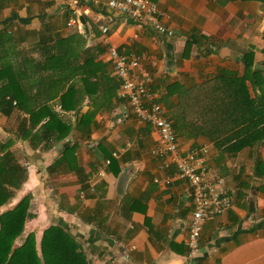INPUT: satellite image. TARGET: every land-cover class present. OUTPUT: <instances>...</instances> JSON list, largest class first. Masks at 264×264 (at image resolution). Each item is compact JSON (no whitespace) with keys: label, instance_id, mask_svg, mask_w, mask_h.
Segmentation results:
<instances>
[{"label":"crops","instance_id":"1","mask_svg":"<svg viewBox=\"0 0 264 264\" xmlns=\"http://www.w3.org/2000/svg\"><path fill=\"white\" fill-rule=\"evenodd\" d=\"M150 1L163 12L161 23L172 36L155 34L145 20L110 11L107 0H78L91 12L79 16L75 28L66 25V0H0V31L11 39L0 48V68L21 65L25 57L41 61L38 34L57 38L62 56L47 68L66 74L59 81L43 74L42 82H76L66 104L80 100L69 112L60 110L58 97L48 103L72 126L48 150L33 149L15 129L7 134L4 142L11 139L10 151L28 171L15 198H54L55 214L39 207L31 224L44 228L58 221L83 245L89 264L184 263L192 191L174 172L164 182L166 174L151 154L156 132L139 124L118 98L119 80L108 56L113 47L139 57L180 147L205 146L208 168L231 194L232 207L203 225L196 264H264V146L255 148L264 139V103L251 104L257 95L250 83L258 70L264 91V0ZM60 85L58 94H64L68 83L62 90ZM90 110L93 119L78 125ZM13 116L21 117L0 115V142ZM73 145L72 168L78 172L60 163L62 151Z\"/></svg>","mask_w":264,"mask_h":264},{"label":"trees","instance_id":"2","mask_svg":"<svg viewBox=\"0 0 264 264\" xmlns=\"http://www.w3.org/2000/svg\"><path fill=\"white\" fill-rule=\"evenodd\" d=\"M61 42L62 40L39 33L37 45L43 46L40 49L44 57L41 61L25 57L22 58L21 65L13 63V69L11 64L4 63L0 68V115L6 118L15 112L21 115L15 134L21 141H27L33 149L48 150L51 145L67 137L72 130L71 125L66 124L49 108L51 99L59 98V108L63 112L73 111L80 104L78 97L75 105L74 102L72 106L66 104L69 96L66 93L74 88L76 82H42L45 79L43 74H48L50 79H57L55 81L62 80L66 74V70L58 72L59 70L47 68V62L49 67H52L56 65L57 58L62 56L59 47L63 46ZM10 43L11 39L7 33L0 31V48L9 46ZM70 62L72 61L70 60L69 64ZM69 73L72 74L73 71L70 70ZM259 74L260 72L255 70L251 76L253 82L250 83L257 95L251 99L253 105L264 103V91L260 82H257ZM73 76L74 74L71 75ZM67 83L68 90L64 94H58L57 84H61L59 89L62 90ZM257 89L260 91L259 96L256 94ZM88 90L86 89V93L90 95ZM42 110L44 113L40 114ZM92 119L93 110H90L81 116L78 125L82 126ZM10 140L0 144V209L6 207V210L0 213V264H88L87 254L81 244L60 225L47 227L38 246L31 233L20 245H15V240L23 232L25 221L34 216L28 212L30 194L12 204L15 193L27 181L28 171L10 151ZM258 146H264V139L255 142V148ZM75 151L76 145L65 148L61 153L60 163H65L69 171L78 172L79 168H72L76 158ZM255 161L258 169L261 162L257 156Z\"/></svg>","mask_w":264,"mask_h":264},{"label":"built area","instance_id":"3","mask_svg":"<svg viewBox=\"0 0 264 264\" xmlns=\"http://www.w3.org/2000/svg\"><path fill=\"white\" fill-rule=\"evenodd\" d=\"M68 10L67 27L78 26V17L91 12L89 6L80 8L78 0H66ZM106 7L113 12L138 21H146L149 28L160 36L170 37L173 31L166 28L161 20L163 12L150 0H107ZM106 34L107 28L101 27ZM113 73L119 80L118 98L125 102L128 111L139 124L149 125L157 134V144L151 151L159 160L158 169L168 172L188 183L192 191L193 210L188 225L186 239L187 252L183 264H196L199 252V239L203 225L228 211L232 207V197L221 176L213 173L207 166V148L183 150L178 141L165 109L156 101L151 88L150 77L141 70L140 59L133 53L122 54L115 48L108 50ZM113 153L112 157H116ZM110 160L105 164L109 165ZM158 181V180H156Z\"/></svg>","mask_w":264,"mask_h":264},{"label":"rangeland","instance_id":"4","mask_svg":"<svg viewBox=\"0 0 264 264\" xmlns=\"http://www.w3.org/2000/svg\"><path fill=\"white\" fill-rule=\"evenodd\" d=\"M10 120V121H9ZM17 120V121H19V118L17 119L16 118V116H13L12 117V119L10 118V119H7L6 120V122H5V125L7 126V129L6 130H4L2 133H3V141L2 142H4L5 141V138H7L8 137V133H11V134H13V132H14V129L16 128V126H15V121ZM260 140H262V139H260ZM2 142H0V144H2ZM17 157V156H16ZM21 158V156H19V159ZM17 159V158H16ZM25 162V161H24ZM22 190V187L19 189V190H17V192L15 193V196H14V198L15 197H18V195L22 192L21 191ZM25 192L26 191H24V194H25ZM24 196H26V195H24ZM24 196H22V197H19V198H13L14 199V201H16V203L21 199V198H23ZM51 199H53V200H51ZM50 200H47V198H46V196H44V195H42V196H40V199L38 200V199H36V197H33L32 195H31V198H30V208H29V210H28V212L29 213H31L34 217H36L35 215H37V213H39L38 212V208L39 207H43V209L45 208L46 209V211H47V213H52V214H55V212H56V207H55V205H56V200L54 199V198H51ZM15 204V203H14ZM5 207H3V208H1L0 209V213H2L3 211H2V209H4ZM6 210V209H5ZM42 213V212H41ZM33 218H31V219H27L26 221H25V223H24V229H23V232L21 233V235L15 240V245H20L23 241H24V239H25V237L28 235V234H33L34 235V239H35V241H36V244H37V246L39 245V243H40V240H41V237H42V233H43V231L47 228V227H49V226H51V225H58V221H56V220H52V221H50V223H49V225L47 226V227H39V226H37V225H35V226H33V224H31V220H32ZM67 230V229H66ZM79 242V241H78ZM80 243V242H79ZM81 244V243H80ZM81 246H83V245H81ZM82 249L83 250H85L84 249V247H82ZM88 264H89V260H88Z\"/></svg>","mask_w":264,"mask_h":264}]
</instances>
